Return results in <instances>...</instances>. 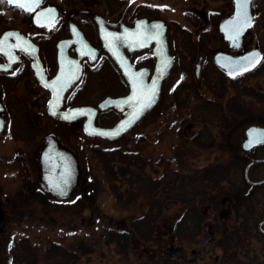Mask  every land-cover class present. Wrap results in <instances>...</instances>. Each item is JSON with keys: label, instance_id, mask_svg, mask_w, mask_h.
I'll list each match as a JSON object with an SVG mask.
<instances>
[{"label": "rangeland", "instance_id": "374dc122", "mask_svg": "<svg viewBox=\"0 0 264 264\" xmlns=\"http://www.w3.org/2000/svg\"><path fill=\"white\" fill-rule=\"evenodd\" d=\"M53 1L64 13L71 7H88L89 3L96 2L98 4L93 7L107 14L109 9L115 12L121 10L130 0ZM137 6L139 8L132 12ZM256 6L259 17L255 30H252L251 47L256 45L264 53V27H262L264 26V0H257ZM230 7L231 0H138L132 5L129 20L144 13L145 10L146 13L156 14L170 25L171 34L174 37L178 36L177 38L182 39L184 43V40L189 41L188 36L191 32L200 26V20L193 14L195 11L203 10L213 20L225 15ZM54 28L57 29L56 26ZM207 29L210 31L207 33L206 40L197 41V38L191 37V44L196 43L200 48L205 45L204 49L219 48V42L212 37L214 35H212L211 27ZM188 33H190L188 36L184 35ZM245 41L249 43L250 36ZM176 53H178L177 60L164 85L158 109L120 138L116 144L87 138L79 131L66 132V139L73 144L80 155L82 170L81 183L71 197L57 200L41 195L35 183L31 185L28 179L16 174L19 169L15 171V164L12 167L14 170L10 169L6 178L2 176V171L0 172V185L2 188L5 187L6 194L8 191L10 194L7 198H3L10 208L6 210L1 206L3 219L0 221V264H10V245L19 239H25L28 242L40 264H59L53 263V259L45 260V247L52 242L69 243L74 249L80 250L79 261L76 264H156L158 260L154 254L158 256L159 247L165 248L166 251L168 247H171L174 251L176 250L175 252L181 247L186 259L193 257L191 252L199 247L195 241L177 239L171 243H164L163 240L160 241L158 235L144 246L138 245L131 250L128 245V250L121 251L122 249L115 244L113 236L127 227L134 218L140 216L146 204L143 199L126 206L116 202L103 174L97 152L101 149L115 148L138 153L147 162L145 171L153 177H159L164 171L188 173L206 165L225 163L234 157H241L244 168L251 160L263 159L264 144L247 153L239 150L245 139L244 131L248 126L264 127V103L261 101L264 100V55L255 74L246 76L244 85L254 91L253 94L251 93L252 96L246 94V91L237 93L226 80L225 84L220 83L215 74L211 76V84L205 88L203 85L200 86L199 93H196L188 72L186 74L187 67L182 62L187 56V51L183 48V51L179 49ZM87 83L85 79L82 83V93L88 91L86 86L90 89L91 85ZM87 100L94 101L96 98L89 97ZM230 102V106L238 110L234 115L226 109ZM32 103L38 114L34 118L41 125V128L34 131L33 151L40 139L52 131L53 125L44 116L42 110H39L43 107V99L33 98ZM216 106H221V111L216 112L215 117H207L205 113L215 110ZM114 119L111 114L102 122L107 123ZM201 132L199 143H193L191 141L193 136ZM183 136L192 143H185ZM16 145L20 149L26 148L20 142ZM7 147L9 149V146ZM27 152H31L29 147ZM249 178L260 179L255 173L250 174ZM8 183L11 185H6ZM245 185L242 189L247 194L254 191L256 187L248 191V184ZM260 202L264 203L263 196ZM181 210L183 206L180 204L167 207L162 219L157 223V232L161 233L171 228L177 213ZM225 214L227 215L228 212ZM225 214H217L216 218L211 215L206 221L211 224L222 223ZM208 233L206 229L200 233L197 237L198 242L204 240ZM252 247L258 250L261 245L254 240ZM207 251L220 254V250L214 248V242L204 252ZM153 256L154 259L149 262L148 258ZM206 260L207 258H204L197 264H202Z\"/></svg>", "mask_w": 264, "mask_h": 264}, {"label": "flooded vegetation", "instance_id": "af4514ba", "mask_svg": "<svg viewBox=\"0 0 264 264\" xmlns=\"http://www.w3.org/2000/svg\"><path fill=\"white\" fill-rule=\"evenodd\" d=\"M137 1L138 0H130L121 10L115 12L113 9H109L107 10L109 14H103L93 7L98 4L96 2L89 3L88 7H71L64 13L61 12L60 8L53 0H41L31 11L22 9L16 3L9 2V0H0V49H2L0 50V65H3V67H0V172L2 171V176L6 178L10 169L14 170L12 167L15 164V171L19 169V172L16 171L17 175H20L24 179H28L27 181L31 183V185L35 183L41 195L49 196L48 192L40 184L39 178L41 174L45 175L53 168V163L50 166L48 165V160L51 159L50 154H55L57 151L62 154V160L68 161L70 159L72 161V158H75L81 166L80 155L73 144L66 139V132L79 131L87 138L99 139L105 143L116 144L120 138L127 135L139 125L146 116L158 109L162 100L164 85L172 73L177 60L178 53H176V50L178 51L181 49L183 51L184 48V50L187 51V56L183 58L182 62L187 67L188 71H186V74L188 72L192 81L191 84L196 93H199L200 86L203 85L205 88L207 85L211 84L210 79L212 74L217 76L220 83L225 84L224 81L226 80L230 87L233 83L238 84V89H233L231 87L237 93L242 92V87H244L245 90L249 89L253 91L251 88L244 85L246 76L255 74L264 55L263 51L256 47V45L251 47L253 41L252 30H255L254 27L259 17L256 6L257 0H255L251 11L252 25L241 36V41L238 46L232 45V40L226 39L224 33L219 29L220 21L232 14L233 0H231L229 11L219 19L211 20V18L208 17L209 15L203 10L198 12L194 10L195 12L193 14L200 20V26L194 32H191V34H184L185 36L190 34L188 36L189 41L184 40V43L182 39L177 38L178 36H175V38L171 34L170 25L163 20L167 26L166 35L168 37L169 53L173 57V64L163 81L159 102L153 111H150L117 141H109L101 137L86 135L82 128L84 118L70 122L55 119L48 110V104L53 97V93L58 92L61 86L67 83L69 84L63 92L61 106L57 111L52 108L53 112L58 113L74 107L90 106L97 110L94 123L99 127H111L121 119L122 113L114 107H108L103 110L98 108V104L106 98H119L128 95L130 83L127 77L122 74L117 64L104 50L99 38L98 23L95 18L96 16L100 17L102 25L110 31H119L121 26L131 28L137 19H161V17L156 14L146 13L145 10L144 13L129 20L132 5ZM51 7L55 8L57 11L56 18L49 23L51 27H49V24H36L33 20L35 13L39 10ZM138 8L139 6L132 10V12L136 11ZM55 26L57 29L54 28ZM208 27H211L214 40L219 42V48H206L208 49L206 50L204 49L206 47L205 45L200 48L196 43L191 44V37L197 38V41L206 40L207 33L210 31L207 29ZM78 32L92 48L86 50L80 42L81 40L77 36H73V33ZM6 33H9V35H5ZM17 34L29 40L32 46L24 49L22 47L23 40L19 38ZM248 36H250L249 43L245 41ZM61 41L63 44L59 48L58 43ZM152 46L153 44L151 47ZM151 47L133 52L129 51L127 48L123 50L135 70L140 68H148L150 70L149 76L147 77L148 81L155 64V58L151 51ZM79 48H83V50L80 51V55L77 51ZM251 49H258L261 52V60L251 69L241 74L229 75L223 68L219 67L214 62V55L216 53L240 56ZM59 51H61L64 57L61 63L58 60ZM209 59H211L210 62ZM59 75L62 77L61 81H57ZM85 79L88 82L87 84L91 86L90 89L89 86H86L89 92L85 91L82 93V83ZM42 81H46L49 86H44L41 83ZM53 82L55 84H53ZM98 96L100 97L98 98ZM89 97L96 98V100H87ZM33 98L43 99V107L39 108V110H42L44 116L53 125L52 131L45 134L40 139L38 146L35 147L36 149L34 148L35 152L34 150L32 151L33 135L37 128H41V125L38 120L34 118V116L38 114L33 107ZM111 114L115 118L113 121L107 123L102 122V120H105V117ZM47 139L48 144L55 141L56 147L54 148L51 146V148H53L51 149L50 146H47ZM19 142L24 144L26 148L20 149L16 145ZM7 146H9V149ZM28 147L31 152H27ZM49 149H51V151L46 152ZM43 151H45L44 154L46 156L41 158V153H43ZM8 152L9 156L7 155ZM56 155H58V153ZM42 159L47 162H43ZM70 160L69 164L72 165L71 167L73 168V164ZM64 163H66L67 166L69 165L68 162ZM73 180L74 177L71 183L74 182ZM6 185L11 184L8 183ZM4 188L0 185V221L2 220L1 206L5 207L6 210L10 208V205H7L3 199L10 196L9 191L6 194ZM159 238L160 241L163 240L164 243H171L177 240L173 237H170L169 240H167L168 238L166 239V237ZM198 240L199 238L188 239V241H195L196 245H199L198 248L191 252L193 257L190 259L184 257L181 247L178 248L177 252L171 247H168L169 249L167 251L165 248L159 247L158 256L154 254L158 260L156 264H197L204 258H207V260L202 264H220V254L210 251L204 252L213 245V240L210 238L209 233L206 234L204 240L199 242ZM153 259L154 256L148 258L149 262Z\"/></svg>", "mask_w": 264, "mask_h": 264}, {"label": "trees", "instance_id": "16d2710c", "mask_svg": "<svg viewBox=\"0 0 264 264\" xmlns=\"http://www.w3.org/2000/svg\"><path fill=\"white\" fill-rule=\"evenodd\" d=\"M231 87L238 89L239 86L233 83ZM243 91L248 95L254 92L242 87ZM257 99L261 100L260 97ZM261 101L264 103V100ZM230 105L231 102L226 106L227 111L236 114L238 110ZM218 111H221V106L205 114L215 117ZM200 134L202 136V132L195 134L191 141L199 143ZM182 139L185 143L190 142L184 136ZM97 157L118 204L126 206L139 199L146 204L140 216L113 236L121 251L128 250V245L131 250L138 245L144 246L157 235L188 240L197 238L206 229L214 248L220 250V264H264V223L261 225L263 232L258 228L264 220V203L260 202L261 196L264 197V183L256 186L251 193H245L242 189L246 181L241 157L206 165L188 173L164 171L159 177L145 171L147 162L138 153L109 148L98 150ZM252 173L260 177L258 180L263 179L264 163L251 166L248 176ZM251 188L248 185V191ZM174 204L182 205L183 210L177 213L171 228L158 233V221L167 207ZM223 213L225 219L222 223L206 221L211 215L216 218L217 214ZM254 240L261 245L258 250L252 247ZM10 250V264H40L25 239L13 242ZM45 252V260L53 259V263L76 264L79 261L80 250L69 243H49Z\"/></svg>", "mask_w": 264, "mask_h": 264}, {"label": "water", "instance_id": "95a60500", "mask_svg": "<svg viewBox=\"0 0 264 264\" xmlns=\"http://www.w3.org/2000/svg\"><path fill=\"white\" fill-rule=\"evenodd\" d=\"M254 3L255 0H249L247 9L251 17V23L245 27L239 28L238 35V26L233 23L237 14V0H233V11L231 16L223 19L219 23V29L224 33L226 39L232 40L231 44L234 46L239 45L241 36L252 25L251 11ZM36 5H34L32 9ZM46 9H52L53 11L47 12L45 11ZM56 15L57 11L55 10V8H45L37 11L34 15L33 20L38 25H46L51 23L56 18ZM95 20L98 23L99 38L104 50L117 64L122 74L127 77L130 83V91L128 95L119 98H106L98 104V108L100 110H103L108 107H114L122 113L121 119L111 127H99L94 123L97 110L90 106L74 107L72 109L58 113L53 112L52 108L57 111V109H59V107L61 106L63 92L69 83L64 84L63 86H61V89L58 92L53 93V97L48 104V110L55 119H58L60 121L70 122L76 119L84 118L82 128L86 135L92 137H101L109 141H117L123 134L132 129L133 126H135L150 111H153L155 109L160 99L163 81L165 80L172 67L173 57L169 53L168 37L166 35L167 26L161 19H137L134 22L133 27L128 28L125 26H121L119 31L108 30L102 25L100 17L98 16H96ZM73 36H77L81 40L80 42L83 44L86 50L92 48L84 40L79 32L73 33ZM18 37L23 40L22 47L24 49H26L27 47L30 48V46H32V43L26 38L22 37L19 34ZM62 44V41L59 42L58 47L60 48ZM152 44L153 46L151 47ZM150 47L155 58V64L148 81L147 77L149 76L150 70L148 68H140L138 70H135L123 50L127 48L129 51L133 52ZM81 50H83V48L77 49L79 55ZM254 51L260 54V57L258 59L249 56V54L253 53ZM261 57V52L258 49H251L240 56H231L223 53H216L214 55V62L219 67L223 68L227 74L233 76L251 69L261 60ZM58 60L60 63L64 60L61 51H59ZM58 77L59 78L57 79V81H61V75H59ZM41 83L46 87L49 86L46 81H42ZM53 84L55 83L53 82ZM244 135L245 139L240 145L243 152L251 151L253 148L264 144V127L250 125L245 129ZM249 141L253 142L249 145ZM46 145L50 146V148L51 146H53L54 148L56 147L55 141L48 144V139ZM51 149L47 150L46 152H50ZM44 152L45 151L41 153V158H44L46 156ZM57 153L58 155H56ZM61 155L62 154L57 151L55 154H50L51 159L48 160V165L50 166L53 163V168H51V171H49L47 174H41L39 178L40 184L48 192L49 196L58 200H64L71 197V195L74 194L78 189V186L80 185L82 179L81 166L78 164L77 160H75V158H72V161L69 159L73 164L72 168V165L69 164V160H62ZM42 161L47 162L44 159H42ZM64 162H68L69 165L67 166V164ZM262 162L264 163V158L251 160L244 169V177L252 186L263 183L264 179L256 182L249 181L247 175L248 170L253 164ZM73 177L74 182L71 183ZM1 215V218L3 219V214ZM263 223L264 220H262L258 224V228L262 232L263 230L261 229V225Z\"/></svg>", "mask_w": 264, "mask_h": 264}, {"label": "snow or ice", "instance_id": "6c2138e0", "mask_svg": "<svg viewBox=\"0 0 264 264\" xmlns=\"http://www.w3.org/2000/svg\"><path fill=\"white\" fill-rule=\"evenodd\" d=\"M9 2L16 3L22 9H26L28 11H31L32 7L36 4H38L40 2V0H9ZM248 3H249V0H237V14H236L235 21L233 22L235 25L238 26L237 35L239 34V28L245 27L251 23V17L247 11ZM45 11L52 12L53 10L52 9H46ZM49 27H51V24H49ZM5 35H9V33H6ZM17 46H19V45H17ZM0 50H2V49H0ZM9 55H11V54H9ZM249 56L258 59L260 57V54L258 52L254 51L253 53H250ZM0 67H3V65H0ZM230 74H234V73H230ZM153 83H155V82H153ZM252 142L253 141H249V145ZM249 145H246V146H249Z\"/></svg>", "mask_w": 264, "mask_h": 264}]
</instances>
